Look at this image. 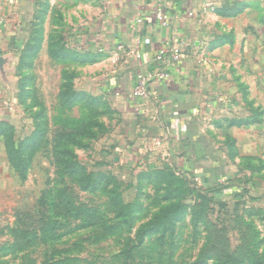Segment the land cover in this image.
Here are the masks:
<instances>
[{
  "label": "rangeland",
  "instance_id": "374dc122",
  "mask_svg": "<svg viewBox=\"0 0 264 264\" xmlns=\"http://www.w3.org/2000/svg\"><path fill=\"white\" fill-rule=\"evenodd\" d=\"M60 21L49 38L64 44ZM24 31L2 30L1 41L24 40ZM77 52V61L39 56L23 96L18 68L0 70V121L17 137L34 134L24 181L0 142V264H264V128L203 123L189 139L155 125L143 130L148 115L125 109L121 92L102 96L98 85L124 58L112 52L103 66L100 57L83 61L97 51ZM61 69L82 95L71 106L57 96ZM251 70L253 108L262 109L264 69ZM144 72L125 90L137 108L149 98L133 96ZM244 103L213 120L245 115ZM191 171L216 185L201 188Z\"/></svg>",
  "mask_w": 264,
  "mask_h": 264
},
{
  "label": "crops",
  "instance_id": "0c3cea01",
  "mask_svg": "<svg viewBox=\"0 0 264 264\" xmlns=\"http://www.w3.org/2000/svg\"><path fill=\"white\" fill-rule=\"evenodd\" d=\"M159 5L164 8L168 25L158 19ZM61 19L69 35L64 48L73 53L70 61H77L78 48L98 52L94 57L93 53L85 55L90 58L89 64L100 57L102 65L107 66L112 52L124 58L123 64L107 71L98 85L102 96L121 92L125 109L147 114L143 130L155 125L169 137L172 133L189 139L201 124L218 123L233 115L229 112L213 120V114L242 102L253 107L251 83L258 81L251 77V68L258 65L264 69V0H0V33L5 30L13 36L25 29L24 40L16 37L2 42L0 38V70L9 64L18 68V91L39 56L51 62L66 60L49 54L51 24L57 33ZM35 26L41 33L39 47L29 59L22 54ZM79 32L84 39L80 43ZM145 38L149 43L143 41ZM165 44H181L182 60L170 68L169 80L150 87L145 105L137 108L125 90L137 71L155 68L154 56ZM259 76L264 91V70ZM243 110L242 117L253 116V109ZM258 110L260 121L242 126L264 128V107ZM207 113L212 115L209 122L204 119ZM1 148L12 170L3 145Z\"/></svg>",
  "mask_w": 264,
  "mask_h": 264
},
{
  "label": "trees",
  "instance_id": "16d2710c",
  "mask_svg": "<svg viewBox=\"0 0 264 264\" xmlns=\"http://www.w3.org/2000/svg\"><path fill=\"white\" fill-rule=\"evenodd\" d=\"M30 38H31L30 39L31 42L29 43L27 50L23 51L22 54L23 57H27L29 59H31L32 57L30 53L37 52L40 41L39 35H36L35 37L34 32ZM49 54H51L53 57L62 58V59H68L71 55H73L71 51L64 48V44L62 42H58L56 39L55 40L50 39ZM83 59H84L83 61L90 60V58L86 56L83 57ZM61 77L63 81V86L59 90V102L64 105L71 106L80 98H82V95L80 92H76L72 87L73 86L72 81L74 78L73 74H71L66 69H62ZM29 81H30V76L27 79H25L24 83H21L19 90L20 96H23L24 93L30 91ZM247 107L248 109H253L252 117L239 116L233 118H224L217 123V126L219 127L222 126L224 122L226 124L225 126L227 127L242 126L243 124H248L251 122H259L261 111H259L257 108H253L249 102H247ZM33 135L24 138L17 137L15 135L13 126H11L7 121H0V142L3 145L6 157L13 172L22 181L26 179L28 174V168H29L28 153L30 150L29 148L30 143H28V141L32 140ZM190 174L194 178L195 182L198 183V185L201 188L212 189V187L216 185V183L214 184V181L212 182L210 178H208L203 173L191 171Z\"/></svg>",
  "mask_w": 264,
  "mask_h": 264
},
{
  "label": "built area",
  "instance_id": "2783aa9c",
  "mask_svg": "<svg viewBox=\"0 0 264 264\" xmlns=\"http://www.w3.org/2000/svg\"><path fill=\"white\" fill-rule=\"evenodd\" d=\"M163 2V0H155ZM160 11L158 12L159 21L168 25L166 16L163 14V7L159 5ZM192 15V12H189ZM145 43H149V39L143 40ZM181 44L162 45L157 50L154 56L155 68L152 71H146L144 73H137L134 81L133 96L143 100L147 99L150 95V87L153 84L166 82L171 77L170 68L175 67L182 60V51L180 49ZM117 93V92H116Z\"/></svg>",
  "mask_w": 264,
  "mask_h": 264
}]
</instances>
